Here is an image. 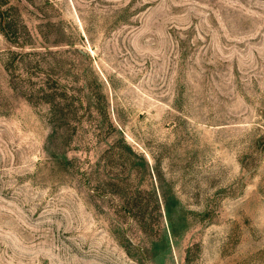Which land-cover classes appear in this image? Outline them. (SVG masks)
Listing matches in <instances>:
<instances>
[{"label": "rangeland", "instance_id": "374dc122", "mask_svg": "<svg viewBox=\"0 0 264 264\" xmlns=\"http://www.w3.org/2000/svg\"><path fill=\"white\" fill-rule=\"evenodd\" d=\"M0 264H264V0H0Z\"/></svg>", "mask_w": 264, "mask_h": 264}]
</instances>
